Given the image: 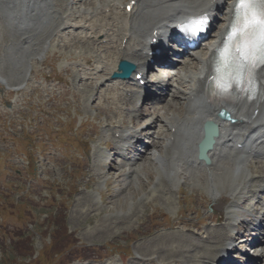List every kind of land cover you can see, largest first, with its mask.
Wrapping results in <instances>:
<instances>
[{"label":"bare ground","instance_id":"6f19581e","mask_svg":"<svg viewBox=\"0 0 264 264\" xmlns=\"http://www.w3.org/2000/svg\"><path fill=\"white\" fill-rule=\"evenodd\" d=\"M122 1L78 0L74 3L72 0H0L2 83L15 88L16 92H23L26 88L23 84L30 81L29 61L42 59L41 53L53 49L46 46L49 38L65 37L74 45L78 42L82 47H93L97 54L88 51L89 56L83 57V65L86 67L84 72L81 74L78 70L73 74L75 79H80V84L73 87L72 94H75V99L79 97L75 91H87L86 102L103 115L102 124L98 123L97 128L102 125L105 132L114 131L112 134H119L111 146V154L106 157L107 162L101 161L104 154L96 147L90 152V172L95 171V177L103 184L119 179V182H123L119 191L124 192L135 184L129 180L131 173L134 174L143 168L149 170L148 165L138 163L142 161L145 165V157L148 154L146 152L156 146V150H152L155 152L150 153V159L154 161L157 169L162 161L168 162L170 171L174 165V179H166L159 171L153 182L143 178L146 190L139 194L134 204H148L154 199L150 196H164L172 189L170 186L174 182L177 184L179 179V183L189 185L190 179L193 183L195 178L199 180L198 174L206 171L220 173L228 167L232 157L240 153L245 154L247 173L242 179L235 182L226 181L221 189L224 194L219 197L209 195L208 202L207 199H199V204L205 207L212 202L214 213L205 215L201 221H195L194 224L185 220V223L180 225L184 229V235L189 236L186 237L187 242H194L191 243L194 244L193 248L188 252L190 262L187 264H235L231 252L237 243L249 244V248H245L243 253L247 260H251L253 264H264V248L259 244V236L264 234V227L261 219H255L258 214H264V197H259L264 191V68L255 74V91L250 98L246 94L232 102L212 104L203 93L210 59L220 47L233 0H224L222 6H219L221 0ZM130 1H133L134 5L131 11H127L126 6ZM121 5L123 12L119 11ZM219 14H223V17L219 18ZM205 16L207 21L211 19L209 24H206L211 26L209 40L207 39L199 50L187 54L189 59L185 63L178 68L173 67L167 76L162 78V81L168 78L170 82H149L159 86L165 93L166 97L162 103L167 105L162 106L161 102H158L138 120L132 117L128 109L126 118L132 124V127H128L125 117L121 116L120 106L138 105L140 101L149 99L152 94L150 91L142 93L141 87L137 86L134 79L148 65L149 52L155 48L161 50L163 45L160 40L166 36L171 37L177 24ZM153 39L156 40L154 46L151 45ZM119 59H126L135 65L133 81L130 80L134 88L119 93V86L113 83L102 89L105 78L115 72V62ZM78 64L79 67L83 66ZM66 71L71 72L68 69ZM34 90H37V87ZM46 91L51 94L50 99H53L54 89ZM68 92L62 90L59 99H64ZM220 110L228 113L231 122L218 117ZM39 111L42 114L48 112L44 103L39 105ZM6 115V112H0V119ZM146 116H150L151 121L140 127L146 122V119H141ZM205 122L213 123L217 130L213 144L206 152L208 164L197 158V145L203 138ZM105 132L100 139L109 137ZM140 133L152 139V146H146L145 154L137 157L134 146ZM121 143H125L122 148ZM105 144H108V141H105ZM122 151L125 152L122 157L129 165L125 171L111 159L112 155H121ZM257 159L258 162L255 161ZM82 166L86 167L85 163H82ZM106 169L113 172L111 177H108V172L103 171ZM188 169L190 170L187 171ZM190 171L195 174L191 175ZM182 175L184 177H181ZM217 182V176L209 177L208 188H213ZM199 183L200 180L197 185ZM194 185L196 184L191 186ZM136 187L139 188L138 184ZM257 204L261 207L253 209ZM130 205L132 207V204ZM126 215L129 217L128 212L118 216L124 219ZM234 216L240 219L234 221ZM249 225L254 228L249 229ZM192 228L195 231H192ZM251 231L255 233L253 237ZM198 256L202 257L198 260Z\"/></svg>","mask_w":264,"mask_h":264},{"label":"rangeland","instance_id":"374dc122","mask_svg":"<svg viewBox=\"0 0 264 264\" xmlns=\"http://www.w3.org/2000/svg\"><path fill=\"white\" fill-rule=\"evenodd\" d=\"M47 45L57 47L58 54L51 58L53 53L47 51L44 65L37 63L35 67L45 75L63 77L65 86L58 85L69 92L62 100L54 92V98L50 99L46 88L34 90L37 84L33 83L25 94L28 105L20 106L25 115H13L17 124L10 123L9 116L0 119V250L9 251L10 239L19 246L16 257L10 253L5 258L0 252V264H122L126 258V264H187L194 242H187L189 236L184 235L181 225L187 218L188 223L194 224L192 214L197 213L195 220H198L213 213L212 202L206 207L199 204V199L210 200L208 192L200 183L197 185L196 178L194 183L190 179L189 185L179 183V179L164 196L152 195L154 199L148 204L135 205L134 200L146 190L143 178L153 182L158 173L150 159V153L156 150L152 145L146 152V164L138 163L148 165L149 170L143 168L129 176L130 182L135 183L131 185L133 190L130 187L120 192L123 182L119 179L100 184L96 172H90L89 151L93 147L102 152L110 149L99 141L105 132L102 125L97 128L103 115L86 102L87 91H75L80 98L74 99L72 94L73 87L80 84L73 74L77 69L83 72L82 67L74 65L81 62L75 56L82 50L97 53L91 46L80 50V45L66 40L58 43L48 40ZM48 64L52 67L48 68ZM65 67L73 72L66 73ZM36 81L45 84L40 76ZM57 81L49 84L56 85ZM130 87L125 83L123 89ZM5 92L6 88L0 86V96ZM13 97V101L0 104V110L12 111L17 96ZM39 102L46 103L48 112L44 115L37 112ZM144 106L142 103L138 108ZM121 116L130 126L122 109ZM140 137L151 141L145 134ZM98 143L102 145L99 147ZM122 169L125 171L128 166L122 165ZM103 171L109 177L113 174L109 169ZM127 212L129 217L118 216ZM261 245L264 248V237ZM198 257L199 260L202 256Z\"/></svg>","mask_w":264,"mask_h":264},{"label":"snow or ice","instance_id":"6c2138e0","mask_svg":"<svg viewBox=\"0 0 264 264\" xmlns=\"http://www.w3.org/2000/svg\"><path fill=\"white\" fill-rule=\"evenodd\" d=\"M206 24L207 17H200L182 30L187 35H197ZM230 29L216 68L213 94L226 95L243 82V90L250 98L255 91L253 70L257 63L264 67V0H234Z\"/></svg>","mask_w":264,"mask_h":264},{"label":"clouds","instance_id":"9594fccd","mask_svg":"<svg viewBox=\"0 0 264 264\" xmlns=\"http://www.w3.org/2000/svg\"><path fill=\"white\" fill-rule=\"evenodd\" d=\"M169 164L167 161L160 162V166L158 168V171L162 176H164L166 179L172 180L174 179V168L175 166L172 165V171L169 170ZM247 173V157L245 154L240 153L239 155H235L232 157L231 161L228 164V167L225 169H222L220 173L213 172V171H206L203 173L198 174L200 185L206 189L209 195L214 197H219L224 194V192L221 190L223 188V185L226 181L235 182L240 179H242ZM217 176L218 182L217 184L209 189L207 186V181L209 177Z\"/></svg>","mask_w":264,"mask_h":264},{"label":"water","instance_id":"95a60500","mask_svg":"<svg viewBox=\"0 0 264 264\" xmlns=\"http://www.w3.org/2000/svg\"><path fill=\"white\" fill-rule=\"evenodd\" d=\"M133 68L130 64L126 63V62H122L119 66V69L120 70H123V73L121 74H115L114 76L115 77H121V78H125V77H128L129 73H130V70L128 68Z\"/></svg>","mask_w":264,"mask_h":264},{"label":"trees","instance_id":"16d2710c","mask_svg":"<svg viewBox=\"0 0 264 264\" xmlns=\"http://www.w3.org/2000/svg\"><path fill=\"white\" fill-rule=\"evenodd\" d=\"M16 248L19 250V246H16V243L13 242L12 250H13L14 253H16L18 251Z\"/></svg>","mask_w":264,"mask_h":264}]
</instances>
